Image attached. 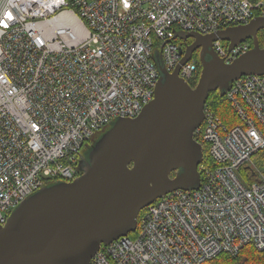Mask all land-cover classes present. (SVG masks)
Wrapping results in <instances>:
<instances>
[{"label":"built area","instance_id":"2783aa9c","mask_svg":"<svg viewBox=\"0 0 264 264\" xmlns=\"http://www.w3.org/2000/svg\"><path fill=\"white\" fill-rule=\"evenodd\" d=\"M249 0H0V224L48 180L71 181L91 136L116 118H134L154 97L153 49L189 84L194 58L180 64L175 30L208 34L247 24ZM264 16V11L260 16ZM159 43V44H158ZM213 48L225 62L250 49ZM231 126L204 105L193 138L207 148L200 185L146 206L133 237L121 236L89 264H203L250 245L264 249V74L234 80L225 94ZM248 173H241L244 165Z\"/></svg>","mask_w":264,"mask_h":264},{"label":"water","instance_id":"95a60500","mask_svg":"<svg viewBox=\"0 0 264 264\" xmlns=\"http://www.w3.org/2000/svg\"><path fill=\"white\" fill-rule=\"evenodd\" d=\"M259 31L262 15L208 34L175 30L174 38L184 42L180 64L199 49L194 86L179 76V65L167 71L161 45L155 46L153 99L134 118H116L91 136L77 177L48 180L11 211L0 224V264H89L102 245L136 230L146 206L173 190L199 187L204 153L193 131L203 121L209 92L223 96L241 76L264 74ZM247 40L250 49L231 62L213 48L223 41L229 51Z\"/></svg>","mask_w":264,"mask_h":264},{"label":"trees","instance_id":"16d2710c","mask_svg":"<svg viewBox=\"0 0 264 264\" xmlns=\"http://www.w3.org/2000/svg\"><path fill=\"white\" fill-rule=\"evenodd\" d=\"M249 1L253 4L262 3V6L254 9L255 14L257 16H260L262 11H264V0H249ZM258 40H259V44L263 46L264 45V33L262 31L258 33ZM176 41L181 45V47L182 45L184 46V42L182 40L177 39ZM191 41L192 39L189 38L187 39L186 42L190 43ZM246 42H248L251 47L252 45L251 40H247ZM222 43L226 45V42L222 41ZM192 58L195 59L197 67H198L197 78L190 83L191 86H194L197 82V79L200 73L201 63L199 61L198 53L196 52L193 53ZM206 104L210 106V108L219 116L223 124H225L226 126L229 127L238 122V118L233 112L229 103L227 102L225 95L221 96L218 90L209 92L207 99H206ZM203 153H204L203 163H206V164L208 163L207 165H210L211 162L209 161V158H208V154H207L208 152H207L206 146H203ZM252 157L253 158L263 157L264 158V150L257 151ZM249 168H251L250 165L246 164L241 167L240 171L241 173H248ZM262 170L264 171V168H262ZM172 174L174 175L175 171ZM51 180L62 181V179L60 178H53ZM141 212L142 211H140L139 213L138 219L140 218ZM130 236L133 237L134 234H130ZM203 264H264V249L257 250L256 248L250 245H247L243 247L235 256H231L226 253H221L217 255L215 258L207 260Z\"/></svg>","mask_w":264,"mask_h":264},{"label":"flooded vegetation","instance_id":"af4514ba","mask_svg":"<svg viewBox=\"0 0 264 264\" xmlns=\"http://www.w3.org/2000/svg\"><path fill=\"white\" fill-rule=\"evenodd\" d=\"M259 32H261V31H259ZM263 32V31H262ZM199 53V49H196L195 51H194V53ZM92 140L91 139H89V141H87L84 145H83V147H82V149H81V151H80V154H79V157H78V159H77V164H79L80 166H79V168L80 167H82V166H84V160H83V158H81V156L83 155V152H84V150L85 151H87V147L89 146V145H91L92 143ZM85 157V156H84ZM81 163V164H80ZM77 174L79 175L80 174V171L78 170L77 171Z\"/></svg>","mask_w":264,"mask_h":264},{"label":"rangeland","instance_id":"374dc122","mask_svg":"<svg viewBox=\"0 0 264 264\" xmlns=\"http://www.w3.org/2000/svg\"><path fill=\"white\" fill-rule=\"evenodd\" d=\"M106 128H108V125L103 126L102 130H104V129H106ZM97 132H100V130H97ZM253 162H254L258 167L260 166L261 169L264 168V158H263V157H262V158L254 157V158H253ZM138 222H139V219H138ZM137 225H138V224H137Z\"/></svg>","mask_w":264,"mask_h":264},{"label":"bare ground","instance_id":"6f19581e","mask_svg":"<svg viewBox=\"0 0 264 264\" xmlns=\"http://www.w3.org/2000/svg\"><path fill=\"white\" fill-rule=\"evenodd\" d=\"M261 46V45H260ZM182 47H184L183 45H182ZM206 103V102H205Z\"/></svg>","mask_w":264,"mask_h":264}]
</instances>
